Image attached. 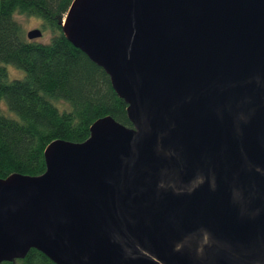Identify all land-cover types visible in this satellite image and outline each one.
<instances>
[{"label":"water","instance_id":"1","mask_svg":"<svg viewBox=\"0 0 264 264\" xmlns=\"http://www.w3.org/2000/svg\"><path fill=\"white\" fill-rule=\"evenodd\" d=\"M61 25L132 126L0 178V264H264V0H73Z\"/></svg>","mask_w":264,"mask_h":264},{"label":"trees","instance_id":"2","mask_svg":"<svg viewBox=\"0 0 264 264\" xmlns=\"http://www.w3.org/2000/svg\"><path fill=\"white\" fill-rule=\"evenodd\" d=\"M72 1L0 0V178L44 174L47 146L84 143L99 118L110 115L132 126L110 76L63 33ZM17 14L39 17L49 41L28 39ZM7 64L24 76L12 79ZM2 264L54 263L31 250L24 260Z\"/></svg>","mask_w":264,"mask_h":264},{"label":"rangeland","instance_id":"3","mask_svg":"<svg viewBox=\"0 0 264 264\" xmlns=\"http://www.w3.org/2000/svg\"><path fill=\"white\" fill-rule=\"evenodd\" d=\"M16 19L18 21H20V23L22 24V27H23L26 35H27V32L32 30V29L40 28L43 32V36L40 37L38 40L43 41V42L49 41V39L51 37V33L48 29H44V27L41 24V19L39 17L17 14ZM6 67L9 71V75L12 79L22 78L24 76V71L22 69H19L16 66L11 65V64H7ZM2 106L4 107V104Z\"/></svg>","mask_w":264,"mask_h":264}]
</instances>
